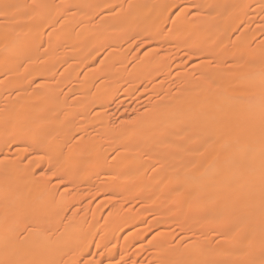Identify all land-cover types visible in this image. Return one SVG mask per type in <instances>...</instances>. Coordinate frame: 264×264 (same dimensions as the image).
<instances>
[{
    "label": "bare ground",
    "instance_id": "1",
    "mask_svg": "<svg viewBox=\"0 0 264 264\" xmlns=\"http://www.w3.org/2000/svg\"><path fill=\"white\" fill-rule=\"evenodd\" d=\"M66 1L68 0H63ZM73 1L75 4L76 1L85 2L87 3L85 6L94 10L98 3L104 0ZM258 1L232 0V4H228V0H187L188 11L191 6L198 12L193 14L187 12L184 15L185 9L183 7L178 9L181 0H158L157 3L161 5L158 12L152 10V5H149L147 0H138L131 4L132 10H128L125 19L127 26L131 20H136L137 26H143L147 24L146 20L149 17L158 15L156 26L159 31L169 25L168 36L155 35L153 32L145 34L143 37L145 44H150L155 39H170L173 34H179L184 29V21H188L187 15L191 14L194 18L187 33L189 35L198 33V38L202 42L214 34L228 31L235 21V17L232 20L229 16L230 7L244 10L251 2ZM0 8V86L2 88L20 86V91L12 99L0 94V102H3L0 108L2 151L0 178L3 179H0V264H14L13 261L18 264H71L73 256L64 259L63 255L75 247L81 254L84 253L93 237L92 231L99 223L95 217L83 224L79 216L74 214L68 216V219H75V225L69 231L63 230L55 235L50 232L58 218L59 193L45 186L30 172L28 166L40 157L47 160L52 173L59 174L67 164H63L62 159H65L64 157L69 159L72 147L59 143V140L51 144V141L46 140L47 134L38 123V121L42 123L40 115L50 112L49 124H59L60 102H57L53 83L39 81L41 76L42 79L52 71V65L38 71L35 65L19 64L21 59L29 60L33 55V51L26 47L27 40L64 50L63 40L56 38L61 28L55 27L57 14L51 11L48 16L36 19L29 31L24 26L13 29L10 26V15L15 17L17 11H24V3L21 0H0ZM43 18H50V27L41 31L38 21ZM100 20H108L112 26L102 38L111 42L119 35L112 30H119L120 20L117 16L111 17V14L103 15ZM259 24L264 29V15L261 16ZM149 28H155V25H150ZM246 30L234 28V31L238 32L236 37L238 41L234 40L233 47L229 48L231 51L238 47V43L245 41V37L248 36ZM68 48L70 49L69 46ZM202 49L211 54L212 60L215 61L213 70L217 71L209 72L207 71L209 68H206L208 65L203 64L199 70L200 85L189 82L182 92L178 90L176 94L166 93L158 100L156 96L154 100L158 101V106L154 109L152 107L154 100L151 99L149 111L137 114V118L129 123L122 136L116 129L111 131L110 135L120 140L118 144L123 151L122 156L112 160V163H116L122 169L136 164L137 181L133 185L132 194L140 195V198L144 197L142 185L150 178L157 181V196L166 187H169L168 190L173 194L180 193V200L173 195L175 199H171L168 206L176 210L180 204L185 205L181 214L178 212L184 222L182 226L187 227L194 216L199 217L198 227L221 225L224 229V239L230 241L232 245L240 243L242 250L243 244L256 246L247 255V259L253 261L255 257H264V38L256 45L246 47L245 54L250 55L251 60L248 59L249 62L243 71L239 66L237 69L235 67L236 56V59H232L235 63L230 65L233 69L219 70L220 59L214 55L216 51L214 45L210 43ZM145 52H149V49ZM112 56L110 52L104 61H107L108 57L111 59ZM112 65V62L107 63L109 74L113 72ZM27 77H32L31 79L37 83L36 86L42 89L33 91L34 94L27 93ZM193 93L195 96L192 97ZM99 97V89L93 93L86 91L81 100L82 107L96 103L103 106L104 103H98ZM27 117L36 123L33 126L25 125ZM84 121L88 119L84 118ZM106 126V122H101V128ZM185 134L187 142L164 146L166 144L163 142L175 137L181 139ZM95 137L87 133L76 139L78 142L76 148L84 149L86 151L84 157L88 159H92L97 150L93 141ZM156 139L163 145L153 144ZM23 140L36 150L37 155L30 157L28 163H23L18 155L4 157L7 146ZM146 145L149 146L146 158L142 157L135 162L128 157L131 150ZM19 150L21 148L15 149ZM169 153L172 156L166 161L163 157ZM156 158L159 160V166L155 168L153 161ZM71 163L75 164L74 161ZM146 168L152 169L150 174L144 172ZM154 170L159 173L154 174ZM109 174L117 176L116 171ZM124 178L130 181L129 175ZM158 210L157 216L160 219L169 214L166 207ZM4 214L6 216L2 219ZM175 217L176 224L181 225L180 217ZM106 221L118 225L126 220L118 214L112 215L111 212ZM231 228L249 229V232L245 235L239 232L229 233L228 230ZM107 230L104 228L100 231L98 242L108 240L110 234ZM157 235L159 238L165 236L162 231H158ZM174 240L176 241L173 236L169 238L166 253H156L155 257L162 259L161 264H207L210 253L202 251L201 254L193 256L188 253L187 247L181 251L180 249L174 251L172 250ZM192 249L200 250L197 247L190 248ZM227 253L228 251L222 250L216 253V256L228 259L230 255L227 256ZM233 257L232 264H238L239 258L235 255Z\"/></svg>",
    "mask_w": 264,
    "mask_h": 264
},
{
    "label": "rangeland",
    "instance_id": "2",
    "mask_svg": "<svg viewBox=\"0 0 264 264\" xmlns=\"http://www.w3.org/2000/svg\"><path fill=\"white\" fill-rule=\"evenodd\" d=\"M21 1L24 3L25 10L17 11L18 14L15 17L10 15V26L13 29L24 26L29 31L31 24L36 19L40 20L42 16L46 17L51 11H55L57 14L55 27L61 28L60 33L58 32L55 37L63 40V48H65L59 50L50 48L46 44L27 40L26 47L33 51V55L29 60L21 59L19 61L21 66L35 65L38 71L52 65V71L42 79L41 76L39 81L53 83L57 102H60L58 121L63 125H50V112L40 115L42 123L39 121L38 123L47 134L46 140L51 141V144H55L59 140V143L72 147L69 159L68 157L62 159V163L67 164L59 171V174L52 173L47 160L40 157L28 166L30 172L38 177L45 186H49L53 192L59 193L58 218L50 232L55 235L63 230L69 231L75 225V219H68V216L74 214L79 216L83 224L95 217L99 223L92 231L93 237L88 249L86 248V251L81 254L75 247L71 249L72 252L69 251L70 254L63 255L64 259L72 255L71 264H161L162 259L155 255L156 253H166L167 249L165 248L168 245V240L173 236L176 241L174 240L172 250L180 249L181 251L187 247L190 255L201 254L202 251L208 252L212 256L210 255L207 259V264H232L234 255L239 258L238 264H264V257H255L253 261L247 259L250 250L255 249L256 246L243 244L242 250L240 243L232 245L230 241L225 240L224 229L221 225L198 227L199 217L194 216L187 227L182 226L184 222L178 212L181 214L185 205L180 204L177 211L168 206V202L175 199L173 195L179 200L181 197L180 193L173 194L171 190H168L169 187L163 188L164 192L161 191L157 196V181H152L150 178L142 185L143 198H140V195L132 194L133 185L137 181L136 164L122 169L116 163H112V160L122 156L123 151L118 144L120 140L110 135V132L116 129L122 133V136L129 123L137 118V114L149 111V102L151 99L153 101L156 96H158V100L166 93L176 94L178 90L182 92L189 82L200 85L199 70L203 64L208 65L207 71H217V69L213 70L215 61L212 60L211 54L202 49L205 45L210 43L214 45V50H216L214 55L219 56L220 59L219 70L233 69L230 65L235 63L232 59L237 57L235 67L237 69L239 66L243 71L244 66L251 60V56L245 54L246 47L254 46L264 38V29L259 24L261 16L264 15V0L251 2L244 10L230 7L228 9L229 16L232 20L235 17V21L227 29L228 31L218 35L214 34L211 38H206L207 41L203 40L202 42L198 38V33L194 35L187 33L192 18H194L191 17V14L197 13L198 10L190 6L188 11L187 0H181L178 9L183 7L184 15L187 12L191 13L187 15L188 21H184V29L179 34H173L170 39H155L150 44H145L144 35L153 32L155 35L168 36L169 25L167 24L168 26L164 30L159 31L156 26L158 15H153L146 20V25L137 26L136 20H131L132 24L130 22V25L127 26L125 19L127 12L129 9L132 10L131 4L138 0H104L100 1L94 10L85 6L87 3H78L76 0V4L73 0L66 2L63 0ZM157 1L147 0L149 5H152L154 12L161 9V5ZM228 1V4H232V0ZM43 13L45 15H42ZM106 14H111V17L117 16L120 20L119 30H112L113 33L119 35L115 36L111 42L102 39L107 33V29L112 27L108 20H100ZM44 18L38 21L41 31L50 27V18ZM108 25L110 26L108 27ZM150 25H155V28H149ZM235 27H239L240 30L246 28L248 36L245 37L244 42L238 43V47L234 45L236 48L234 47L231 51L229 48L234 40L238 41L236 38L238 32L234 31ZM147 49L149 52L146 53ZM110 52L113 54L112 58L108 57L107 61H104ZM108 62L113 64V72L110 74L107 73ZM142 70L144 72H141ZM31 78L27 77L26 91L29 94H34L33 91H39L42 87H37V83ZM19 88L20 86L12 88L0 86V94L12 99L20 91ZM96 89L100 90L98 103H104V105L99 106L96 103L83 108L81 100L85 92L92 91L93 93ZM193 96L195 93L192 94ZM157 100H154L152 104L154 109L158 106ZM2 104L1 101L0 108ZM27 105L30 106V103ZM84 118H87L88 121H84ZM103 121L107 125L105 128H101ZM35 123L27 117L25 125L33 126ZM65 124L67 125L64 126ZM58 126L59 128H57ZM96 129L98 131H95ZM87 133L96 136L93 141L97 150L92 159L84 157L86 153L84 149L76 148L78 143L76 139ZM179 142H187V135L185 134L181 139L171 138L168 142L163 143L166 144L164 146H167ZM41 143L45 144V142H39V144ZM153 144H162V142L156 139ZM16 148H21V150L15 151ZM148 149V145L135 148L129 152L128 157L136 162L142 157H147ZM15 155H18L23 163H28L27 160L37 155V152L23 140L7 146L4 157ZM171 156L170 153L165 154L163 159L169 161ZM157 158L159 159V157ZM157 158L153 161L155 168L159 166ZM71 161H74L75 164H72ZM149 162L150 159H148ZM151 170L146 168L144 172L150 174ZM111 171H116L117 176L113 177L109 174ZM153 173L159 172L154 170ZM127 175H129L130 181L124 178ZM164 207L169 214L164 219H160L157 216L158 209ZM111 212L112 215L123 216L126 221L118 225L107 222L106 218ZM129 214L130 217H128ZM5 216L4 214L1 218L4 219ZM175 216L180 217L181 225L176 224ZM46 219H48V215ZM104 228L108 229L110 236L108 240L98 242V234ZM135 228L138 229L134 230ZM232 229H229L228 232H239L243 235L249 232V229ZM158 231H162L165 236L159 238ZM192 247H197L200 250H190ZM222 250L228 251L227 256L230 255L228 259L216 256V253ZM20 260L24 259L20 258ZM13 263L18 264L16 261Z\"/></svg>",
    "mask_w": 264,
    "mask_h": 264
}]
</instances>
